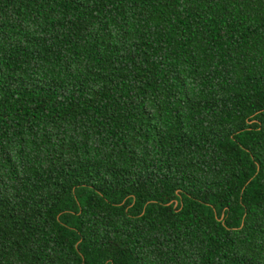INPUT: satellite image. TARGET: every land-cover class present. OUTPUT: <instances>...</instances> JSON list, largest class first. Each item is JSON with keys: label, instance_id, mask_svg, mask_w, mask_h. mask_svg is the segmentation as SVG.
Instances as JSON below:
<instances>
[{"label": "trees", "instance_id": "1", "mask_svg": "<svg viewBox=\"0 0 264 264\" xmlns=\"http://www.w3.org/2000/svg\"><path fill=\"white\" fill-rule=\"evenodd\" d=\"M0 264H264V0H0Z\"/></svg>", "mask_w": 264, "mask_h": 264}]
</instances>
